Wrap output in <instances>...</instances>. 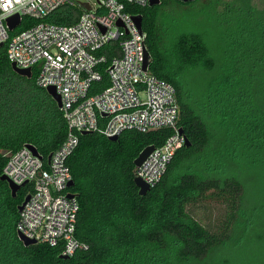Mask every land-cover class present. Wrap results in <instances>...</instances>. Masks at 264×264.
I'll use <instances>...</instances> for the list:
<instances>
[{
    "label": "trees",
    "instance_id": "1",
    "mask_svg": "<svg viewBox=\"0 0 264 264\" xmlns=\"http://www.w3.org/2000/svg\"><path fill=\"white\" fill-rule=\"evenodd\" d=\"M197 1L127 5L142 17L148 70L175 89L176 126L190 144L140 195L134 159L173 130H126L116 140L80 134L67 161L74 182L68 190L79 203L75 235L88 248L67 258L59 245H24L17 237L18 206L31 186L11 195L1 178L5 152L32 144L46 161L66 124L56 101L36 84L38 71L16 73L7 41L0 45V264H264V4L245 10L230 5V15L218 14L210 31L167 34L159 18L163 8ZM79 13L66 5L43 20L71 24ZM38 21L24 17L9 36ZM104 50L119 53L118 41ZM108 84L103 72L90 92ZM179 168L184 171L171 179ZM237 230L244 239L239 249L250 245L251 258L218 256Z\"/></svg>",
    "mask_w": 264,
    "mask_h": 264
},
{
    "label": "built area",
    "instance_id": "2",
    "mask_svg": "<svg viewBox=\"0 0 264 264\" xmlns=\"http://www.w3.org/2000/svg\"><path fill=\"white\" fill-rule=\"evenodd\" d=\"M149 1L0 0V45L7 41V58L18 68L38 71L39 87L54 86L66 124L64 139L49 159L44 161L25 144L5 152L3 174L20 187L31 186L19 211L17 232L36 242L61 246V255L71 256L88 248L75 235L79 203L68 190L72 174L67 161L83 131L110 137L126 130L171 128L164 142L154 146L136 166L135 176L149 187L162 179L176 151L184 145L185 137L176 126L175 89L152 74L148 66L143 68L145 33L134 19L137 14L127 10V5L144 7ZM66 5L80 8L76 22L43 20ZM13 15H18V23L10 29L7 19ZM24 17L39 21L10 37L9 31ZM116 40L119 53L102 51ZM103 72L109 84L91 93L92 84L102 79Z\"/></svg>",
    "mask_w": 264,
    "mask_h": 264
},
{
    "label": "rangeland",
    "instance_id": "3",
    "mask_svg": "<svg viewBox=\"0 0 264 264\" xmlns=\"http://www.w3.org/2000/svg\"><path fill=\"white\" fill-rule=\"evenodd\" d=\"M78 1L83 2L84 0ZM263 4L264 0H200L188 5L170 4L168 7L163 8L159 18L162 22L164 31L171 36L183 32H203L211 30L209 24L217 21L218 14L220 19L221 13L228 14L225 10L230 5L236 10H245L251 6L254 8L262 7ZM208 17L210 19H208ZM182 171H184V169L179 168L178 171L171 175V179L175 178ZM241 238L242 236L239 237V231L237 230L232 239L217 252V255L227 257L229 261L245 258L246 256L251 258L249 255V252H252L250 245L245 247V250L242 248L239 249L244 240ZM254 257H256V254Z\"/></svg>",
    "mask_w": 264,
    "mask_h": 264
},
{
    "label": "water",
    "instance_id": "4",
    "mask_svg": "<svg viewBox=\"0 0 264 264\" xmlns=\"http://www.w3.org/2000/svg\"><path fill=\"white\" fill-rule=\"evenodd\" d=\"M180 1H183V2H186V1H193V0H180ZM160 3V0H150L149 1V6H152V5H156V4H159ZM85 5V4H84ZM134 19L139 27L140 30H142L141 28V15L137 14L134 16ZM7 23L9 25V28L12 29L17 23H18V15H13L11 17H9L7 19ZM149 59H150V55H149V52L148 50L146 49L145 50V59H144V63H143V68L146 69L148 64H149ZM11 66H12V69L20 74V75H23V76H26V77H30L31 75V72H30V69L29 68H18L15 63H11ZM46 91L48 92V94H50L52 96V98L56 101L58 107L61 106V101H60V98H59V95L58 93L56 92V89L54 88V86H49L46 88ZM179 132L180 133H183L182 129L179 128ZM87 133L86 131H83L82 134H85ZM109 139L111 140H116L118 138V135H114V136H110L108 137ZM190 143L188 141L187 138H185V141H184V145L185 146H188ZM28 146L32 149L33 153L34 154H38V151L37 149L32 145V144H28ZM154 148V145H148L146 147H144L140 153L138 154V156L134 159V164L135 166H139L141 164V162L144 160V158L153 150ZM48 159H49V156H48ZM2 179L6 180L7 183H8V187L10 189V192H11V195L12 196H15L16 195V192L17 190L19 189V185L13 183L6 175L2 174L1 176ZM134 182L136 184V186L138 187V193L140 195H144L147 193V191L150 189L149 185L147 183H145L140 177L138 176H135L134 177ZM73 180H70L68 182V186H72L73 185ZM69 196H72V194H69ZM29 198V195H27L23 202L18 206V211L21 210L23 204L26 202V200ZM17 237L22 241V243L24 245H29V244H33V243H36L35 239H32V238H27L26 236H24L22 233L20 232H17ZM61 257L63 258H67L68 256L67 255H61Z\"/></svg>",
    "mask_w": 264,
    "mask_h": 264
}]
</instances>
